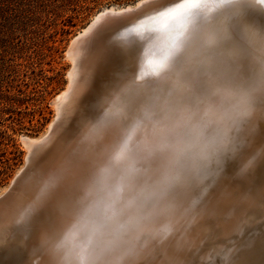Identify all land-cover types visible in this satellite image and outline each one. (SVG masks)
<instances>
[{"label":"snow or ice","instance_id":"6c2138e0","mask_svg":"<svg viewBox=\"0 0 264 264\" xmlns=\"http://www.w3.org/2000/svg\"><path fill=\"white\" fill-rule=\"evenodd\" d=\"M155 22L161 54L57 147L11 221L36 226L42 264H264V239L259 260L243 239L264 223V184L251 183L264 166V0H176ZM16 199L0 200V247Z\"/></svg>","mask_w":264,"mask_h":264},{"label":"bare ground","instance_id":"6f19581e","mask_svg":"<svg viewBox=\"0 0 264 264\" xmlns=\"http://www.w3.org/2000/svg\"><path fill=\"white\" fill-rule=\"evenodd\" d=\"M174 3L176 0L172 3L161 0L156 7L148 5L146 10L140 9L137 15H130L131 17L125 21L118 20V15L138 9L142 6L141 0L125 7L104 8L72 38L66 55L72 62V68L68 72L69 78L67 76L69 83L53 98L56 121L55 119L52 121L44 135L22 136L21 139L30 155L26 160L31 159L34 169L27 172L31 179L21 180L13 191L9 188L1 192L0 200L9 194H14V198L18 196V199L16 207L10 210L6 218L13 234L10 241L0 247V264H42L44 255L42 253L33 255L36 226L24 230L13 225L11 221L34 199L36 195L34 181L47 169L57 147L70 141L86 120L97 115L98 106L104 102L106 96L125 85L133 73L141 75L151 61L161 54L165 45V34L163 24L155 22L156 14ZM256 22H261L259 17H256ZM105 78L106 81L103 82ZM262 125L264 123L258 122V131H262ZM251 183L257 188L264 184V166L256 167L251 176ZM21 191L22 196L19 195ZM130 242L132 238L125 237L121 242V248L127 247ZM259 244L258 248L256 247L257 260Z\"/></svg>","mask_w":264,"mask_h":264},{"label":"rangeland","instance_id":"374dc122","mask_svg":"<svg viewBox=\"0 0 264 264\" xmlns=\"http://www.w3.org/2000/svg\"><path fill=\"white\" fill-rule=\"evenodd\" d=\"M138 1L0 0V196L27 167L22 136L40 137L56 121L53 98L69 83L72 38L104 8ZM257 223L243 238L256 247L264 236Z\"/></svg>","mask_w":264,"mask_h":264},{"label":"water","instance_id":"95a60500","mask_svg":"<svg viewBox=\"0 0 264 264\" xmlns=\"http://www.w3.org/2000/svg\"><path fill=\"white\" fill-rule=\"evenodd\" d=\"M166 1L168 3H172L174 0H166ZM160 2H161V0H152L151 3H146L143 6L139 7L138 9L134 10V11H130V12L124 13L122 15H118L119 17H117V19L125 21V20H127L129 18L130 15H132V16L135 15V14L137 15L140 11L146 10L148 5H150V6L154 5V7H156L157 4H159ZM140 9H142V10H140ZM109 16H111V15H109ZM114 16L116 17L117 15H114ZM30 161H31V159H30ZM30 161H28L26 169H24V171H22V173L16 178V180L14 181L12 187L10 188V191H13L14 189H16L18 187V185L21 183L22 177H24L25 174L30 169V166H31V162Z\"/></svg>","mask_w":264,"mask_h":264},{"label":"clouds","instance_id":"9594fccd","mask_svg":"<svg viewBox=\"0 0 264 264\" xmlns=\"http://www.w3.org/2000/svg\"><path fill=\"white\" fill-rule=\"evenodd\" d=\"M224 126L225 127H228V128H231V123L230 122H224ZM105 238H101L99 240L96 241V246L99 247V246H102L103 244V240ZM123 240H121L122 242ZM121 242L116 245L115 247L111 248L109 251H110V255L112 256H115V255H118L121 251H122V248H121Z\"/></svg>","mask_w":264,"mask_h":264}]
</instances>
